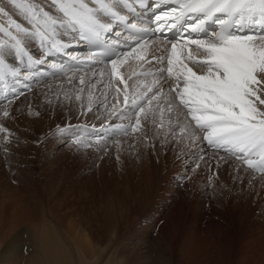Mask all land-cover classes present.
Instances as JSON below:
<instances>
[{"label":"snow or ice","instance_id":"snow-or-ice-1","mask_svg":"<svg viewBox=\"0 0 264 264\" xmlns=\"http://www.w3.org/2000/svg\"><path fill=\"white\" fill-rule=\"evenodd\" d=\"M80 46L86 54H73ZM53 54L72 64L49 63ZM130 61L140 71L125 75ZM57 75L78 78L75 100L83 108L87 89L86 112L99 113V125L71 133L76 150L114 147L119 160L125 142L155 150L158 141L177 147L190 173L216 169L214 188L222 165L264 183V0H0V158L15 149L4 121L41 115L16 101ZM13 260L0 254V264Z\"/></svg>","mask_w":264,"mask_h":264},{"label":"rangeland","instance_id":"rangeland-1","mask_svg":"<svg viewBox=\"0 0 264 264\" xmlns=\"http://www.w3.org/2000/svg\"><path fill=\"white\" fill-rule=\"evenodd\" d=\"M32 51L40 55L35 47ZM121 71L129 75L140 69L130 61ZM78 87V78L72 83L63 75L42 79L15 105L31 103L41 115L29 116L25 110L4 121L14 133L15 149L7 159L0 158V254H11L13 264H93L85 249L79 259L69 237L85 233L97 246L96 254L102 253L98 264H114L108 260L112 255L119 260L137 245L135 256L147 263L182 264L189 256L178 250L180 239L193 229L196 235L215 237L218 249L231 258L243 247L247 264H264V183L258 174L249 184L248 175L241 182L229 165H222L214 188L208 180L216 169L202 166L190 173L186 164L191 161L177 147L161 148L158 141L155 150L132 149L125 142L119 160L114 147L107 152L76 150L71 133L101 122L95 104L86 112L87 89L83 108L75 100ZM65 93L72 99L66 100ZM57 126L71 130L61 134ZM187 175L192 179L183 178ZM153 215L161 220L154 222ZM165 228L179 232L172 261L160 259L158 243L163 245Z\"/></svg>","mask_w":264,"mask_h":264},{"label":"bare ground","instance_id":"bare-ground-1","mask_svg":"<svg viewBox=\"0 0 264 264\" xmlns=\"http://www.w3.org/2000/svg\"><path fill=\"white\" fill-rule=\"evenodd\" d=\"M83 52H84L83 49L77 48L75 51H73V54L83 55L84 54ZM53 56H55V58L51 59V60L49 59V63L60 64V61H59L60 57L58 58L57 54H53ZM46 69L47 68H45V69L42 68L40 70L42 72H47ZM48 69H49V65H48ZM47 77H49V76H47ZM166 202H167V200H166ZM162 203H165V201H163ZM155 216L156 215H153V218L155 219L154 222L158 223L161 219L159 216H156V217ZM168 227H166V228H168ZM166 228L164 230V233H162L164 235L163 236L164 237L163 245L161 246V244L158 243L159 248L162 251V256H160V259H163L165 261H168V260L172 261V255H173L172 254L173 253L172 246L174 244L173 240L175 239V237H179V232L178 231L169 232L168 229H166ZM114 231H116V230H114ZM114 231H112V234ZM190 234L191 235L188 238L182 236L180 239V241H181L180 245L181 246H179L180 249H178V250L183 251V252L186 251L187 256H189V257H187L185 255L188 258L187 260H184L185 258H182L183 259L182 264H191V262L193 260L200 262V264H247V262L245 260L246 252L243 251V247L241 248V250L239 249L237 254L235 253L236 256L231 258V255H228L227 253H223L222 248L218 249L217 244L215 242L216 241L215 237L203 236L201 234L196 235L195 230H193V229L190 231ZM208 234H210V233H208ZM69 237L71 238V242L73 243V247H74L73 250H75V252H77L79 259L82 258L81 257V253H82L81 249H85V252L89 254V257H91L90 259H91L92 263L93 264L99 263L102 253L96 254V247L97 246L96 247L94 246L95 243L92 240L91 236L86 235L84 233L83 236H80L79 234H77L75 237H72V236H69ZM147 240H148V238H147ZM186 245L189 246L188 250H184ZM209 246H210L209 251H207L208 248L206 250H204L206 247H209ZM136 247H138V248L132 252H129V251L125 252L124 257L122 256V258H119V260H118V257L115 255L114 256L112 255L108 260L111 263L114 262V264H155L156 260L155 261L152 260L150 263H147L146 261L136 257L135 252L139 251V248H140L139 245H137ZM73 250L71 251V254L73 253ZM180 251H178V252H180ZM234 252H236V251H234ZM203 253H205V255H203ZM183 254L181 253V255H183ZM82 255H83V253H82ZM202 256H204L205 259H202ZM202 260H203V262H202ZM178 261H179V258H178ZM107 264H109V262Z\"/></svg>","mask_w":264,"mask_h":264}]
</instances>
